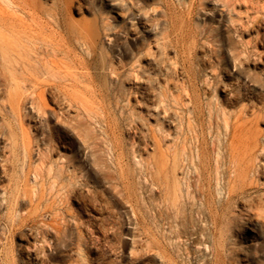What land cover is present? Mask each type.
Returning a JSON list of instances; mask_svg holds the SVG:
<instances>
[{
  "label": "rangeland",
  "instance_id": "obj_1",
  "mask_svg": "<svg viewBox=\"0 0 264 264\" xmlns=\"http://www.w3.org/2000/svg\"><path fill=\"white\" fill-rule=\"evenodd\" d=\"M0 15L17 25L0 27V264H264V0H0ZM24 24L68 52L44 55L63 71L82 62L71 104L46 91V114L11 111L16 81L32 91L2 73ZM230 114L254 144L229 199L213 147ZM134 149L179 166L151 177Z\"/></svg>",
  "mask_w": 264,
  "mask_h": 264
},
{
  "label": "bare ground",
  "instance_id": "obj_2",
  "mask_svg": "<svg viewBox=\"0 0 264 264\" xmlns=\"http://www.w3.org/2000/svg\"><path fill=\"white\" fill-rule=\"evenodd\" d=\"M9 20H11V18L0 15V27L8 31V33H10V37L12 38V31L17 25L14 22H9ZM38 20L39 19L37 18H31L32 23L37 25V27L39 28H43L38 23ZM32 26L33 25L28 24L26 26V24H24L22 33L19 36L20 41L24 43L23 45L21 44L23 62H20L18 64L19 67H16V64L13 63L10 57H7L4 67H2L3 75L5 76L6 72L9 75H7L6 77L7 81L12 80L15 82V80H19V75L22 74L26 83V87H30L32 89V91L28 93L27 91L22 92V87L20 86V84L17 81L14 83L15 87L13 86V102L11 103V111L15 115L16 110L21 108V106L23 105V101L27 99L31 100L32 105L39 113L42 112L43 114H46L47 109L45 107L46 105L43 98L46 91L51 93L52 98L56 102L64 101L66 103L68 101V103L71 104L73 102L70 99V96L72 94L71 89L74 88L77 83H79L80 78L86 77V75L82 74L81 72H74L72 70H78L79 68H81L82 62L80 60L76 61V59H74L75 61H73V64L69 67L70 71H68V69L63 71L57 65L58 62L56 59H48L47 57H44L47 52L54 58H57V56L61 53L63 54L64 58L67 59L69 57V54L64 48L60 47L61 45L53 46L54 44H49L51 48H48V45L37 47L36 44L40 40V35L38 34L39 30L34 29L35 31H33V28H31ZM227 28L228 27H226L225 29ZM76 38L77 42L80 41L79 35ZM164 39L166 40L167 45H172L173 41L171 40V35L169 33L165 34ZM92 93H94V91H92ZM241 120L242 117L238 115L237 121L233 124L231 114L226 117L225 128L228 140L224 142L219 138L217 143H215L213 147V150L217 153L218 156V168L219 166H221L219 165L220 162L223 160H227L228 157L229 165L234 169V177L229 178L227 181L229 199L232 198V196L237 192V189L241 190V192L245 191L244 185L248 177V163H250L253 157V153H249V149L254 144V141L251 138H243V135L240 132L243 130L244 124L240 122ZM53 132L54 131H51L50 133L49 141L46 140L47 143L42 142L43 144L47 145V148L45 149L46 152H44L42 149L39 153V156H41L42 158L44 156L49 157L58 149ZM37 142L39 143L41 141L37 140ZM39 146L40 145L38 144V147ZM24 151L25 157H29L30 151L28 146L25 145ZM9 152L12 155L14 153V149H12L11 147ZM136 152L139 153V150L134 149L132 151V154H135ZM180 153L185 157L187 156V159L184 158V160H187L188 162V150L185 146H182ZM124 154L125 151L121 152L118 155L117 160L121 161L124 157ZM137 156H139L138 164L140 165V172L143 171V167H145L151 177H153V175L159 171H167L171 164L173 167V173L179 166L178 153L173 154V157L169 164L167 163V160L164 159H156L157 161H155V157L150 154L147 159H143L141 153H139V155Z\"/></svg>",
  "mask_w": 264,
  "mask_h": 264
}]
</instances>
